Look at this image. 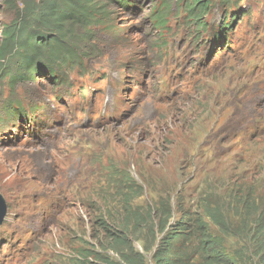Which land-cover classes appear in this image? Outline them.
<instances>
[{
	"label": "rangeland",
	"instance_id": "rangeland-1",
	"mask_svg": "<svg viewBox=\"0 0 264 264\" xmlns=\"http://www.w3.org/2000/svg\"><path fill=\"white\" fill-rule=\"evenodd\" d=\"M5 1L0 28L14 19ZM151 1L140 0L142 14L109 8L113 30L102 26L105 35L89 44L83 69L70 73L71 89L78 90L71 100L58 101L61 91L49 79L12 90L0 77V108L20 99L62 116L57 132L46 136L50 147L33 143L21 126L26 120H0L11 126L0 129V149H14L0 152V196L7 207L0 264H91L94 256L84 259L93 253L114 264L139 254L144 264H154L164 237L160 209L168 203L170 223L179 222L180 211L201 217L210 200L225 208L235 228L245 217L255 222L258 212L264 219V74L248 78L244 63L224 60L210 68L209 34L195 39L183 29L184 14L176 16L170 1L164 19L175 35H156ZM241 5L230 4L232 10ZM225 12L218 4L204 21L211 27ZM234 41L242 53L264 49V7L254 5L250 24L238 28ZM252 41L258 42L249 46ZM204 72L214 76L194 91L184 87ZM114 90L115 118L102 125L96 117ZM79 91H89L85 100ZM240 133L242 145L232 142ZM37 212L45 214L39 231L30 228ZM211 230L219 234L212 224ZM249 242L228 239L225 248L238 264H264Z\"/></svg>",
	"mask_w": 264,
	"mask_h": 264
},
{
	"label": "trees",
	"instance_id": "trees-1",
	"mask_svg": "<svg viewBox=\"0 0 264 264\" xmlns=\"http://www.w3.org/2000/svg\"><path fill=\"white\" fill-rule=\"evenodd\" d=\"M169 1L171 3V0H163V8H159L158 0H152L150 16L156 35L166 26L164 10L169 11ZM209 1L185 0L195 22H203ZM4 4L6 9L13 10L14 19L0 28V77L5 75L13 88L34 75H52L56 65L64 69L78 65L96 36L94 28L104 26L107 31L113 30L107 17L112 4L129 8L126 0H6ZM15 57L16 63L13 62ZM239 198L243 200V195ZM248 204L250 201L246 199L245 205ZM202 209L201 217L180 211L181 218L175 224L170 223L173 219L171 205L162 206L160 214L165 219L160 233L164 237L153 255L154 264H238V256L230 255L225 248L228 239H238L241 244L252 241L248 246L254 242L259 256L262 254L259 261H264V219L260 212L255 222L245 217L240 227L235 228L222 205L210 200ZM211 224L219 231L218 235L214 236ZM92 256L95 261L91 264H114L109 257L98 253L87 256L84 261H90ZM123 264H144V260L139 254L127 255Z\"/></svg>",
	"mask_w": 264,
	"mask_h": 264
},
{
	"label": "water",
	"instance_id": "water-1",
	"mask_svg": "<svg viewBox=\"0 0 264 264\" xmlns=\"http://www.w3.org/2000/svg\"><path fill=\"white\" fill-rule=\"evenodd\" d=\"M6 205L2 197L0 196V225L3 223V220L6 216Z\"/></svg>",
	"mask_w": 264,
	"mask_h": 264
},
{
	"label": "bare ground",
	"instance_id": "bare-ground-1",
	"mask_svg": "<svg viewBox=\"0 0 264 264\" xmlns=\"http://www.w3.org/2000/svg\"><path fill=\"white\" fill-rule=\"evenodd\" d=\"M23 127H24V126H23ZM10 150H14V149H12V148L3 149V148H2V149H0V152H1V151H3V152H5V151H10Z\"/></svg>",
	"mask_w": 264,
	"mask_h": 264
},
{
	"label": "clouds",
	"instance_id": "clouds-1",
	"mask_svg": "<svg viewBox=\"0 0 264 264\" xmlns=\"http://www.w3.org/2000/svg\"><path fill=\"white\" fill-rule=\"evenodd\" d=\"M247 129H248V127H247ZM247 129H246V130H247ZM173 223H175V224H176V221H174Z\"/></svg>",
	"mask_w": 264,
	"mask_h": 264
}]
</instances>
